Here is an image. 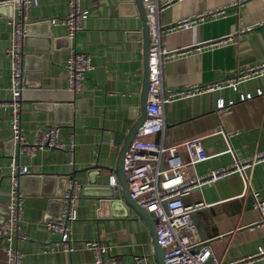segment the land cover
Masks as SVG:
<instances>
[{
	"label": "crops",
	"instance_id": "1",
	"mask_svg": "<svg viewBox=\"0 0 264 264\" xmlns=\"http://www.w3.org/2000/svg\"><path fill=\"white\" fill-rule=\"evenodd\" d=\"M159 1H170L159 16L164 47L185 51L163 63L167 89L218 82L239 68L264 64V0ZM69 3L38 0L29 7L27 24L33 26L24 45L27 71L21 113L22 130L30 141L38 128L70 121L58 124L65 150L45 148L32 157H18L10 112L0 108V225L9 217L10 165L16 162L29 168L28 175H67L66 191L74 182L82 185L75 201L77 219L71 224L73 250L67 252L56 245L61 235L46 227L66 209L63 195L59 203H51L54 197L48 195L59 184L44 185L36 179L21 184L20 180V189L27 193L21 190L22 238L14 246L22 253L23 264H96L94 252L85 245L89 240L109 247L106 264H134L140 255L148 257V264H158L152 230L125 205L118 181L112 186L119 192L115 202L93 195L96 192H83L85 186H111L117 180L114 169L122 146L142 114L149 46L145 5L142 0H83L89 13L71 39L64 24L52 21L68 16ZM14 16L12 3L0 4V101L10 98ZM183 19L195 22L176 28ZM228 38L233 40L218 43ZM73 51L87 54L92 65L80 91L72 90L69 83L67 67ZM37 103H70L73 108L55 112ZM164 117L165 130L152 137L154 142L174 145L204 137L209 158L196 166L198 174L230 166L236 158H253L264 151V75L236 87L175 100L165 106ZM93 166L102 169L101 175L91 176L97 185L88 184L86 168ZM246 175L235 173L207 184L203 194L208 206L193 214L200 238L210 241L221 260L253 256L264 249V226L257 225L262 214L256 207V199L264 201V161ZM101 200L108 203L102 206ZM0 264H9L1 239Z\"/></svg>",
	"mask_w": 264,
	"mask_h": 264
},
{
	"label": "built area",
	"instance_id": "2",
	"mask_svg": "<svg viewBox=\"0 0 264 264\" xmlns=\"http://www.w3.org/2000/svg\"><path fill=\"white\" fill-rule=\"evenodd\" d=\"M83 0H70L69 14L65 18L52 20L62 23L68 29L71 39L82 29V22L88 16V9L82 5ZM146 8L149 32L148 71L149 87L146 104V118L139 126L135 140L132 141L124 161V175L131 197L148 213L155 222L157 241L163 250L165 264H253L264 260V249L253 256H245L233 260H221L216 256L209 240H202L195 227L193 214L206 208L203 189L207 184L239 173L244 178L253 165L264 161V151L253 158H236L227 167L201 175L196 166L206 161L209 155L204 147V137L188 139L174 145L159 144L152 137L165 130L164 108L169 103L191 98L195 95L211 93L217 90L236 87L238 84L264 75V64L247 68H239L233 75L218 82L202 85H189L181 90H170L164 85L163 63L167 59L178 57L185 51L167 50L162 42L164 30L159 22V16L170 1L142 0ZM12 3L17 16L13 17L15 24V39L10 56V98L0 101V108L9 110L12 121V141L18 157H32L45 148L65 150L59 125L38 128L32 141L24 135L21 126V113L24 107V80L26 74L24 45L27 37L25 25L28 22L30 5H36L38 0H0V4ZM200 15L197 18H202ZM16 18V19H15ZM194 19H183L175 27H188ZM249 29V28H243ZM244 31V30H242ZM232 38L222 39L218 43L232 41ZM70 88L80 91L83 88L87 73L91 70L90 57L78 51H73L68 60ZM186 156L183 155V151ZM11 168V202L8 205L10 215L5 224L0 225V239L6 245L9 264H23L22 253L14 246L15 240L22 238L20 223L22 217L21 205L23 193L20 180L24 175L31 174L27 166L12 162ZM112 186H117L114 178ZM82 185L74 182L63 194L66 209L62 219L46 222V227L61 235V241L56 245L69 252L72 251L74 238L71 224L77 219L75 201L81 195ZM259 198V193H254ZM256 207L262 217L258 226H264V201L256 199ZM88 249L95 254L96 264H106L105 254L109 247L96 240L85 242ZM134 264H148L145 255L136 256Z\"/></svg>",
	"mask_w": 264,
	"mask_h": 264
},
{
	"label": "water",
	"instance_id": "3",
	"mask_svg": "<svg viewBox=\"0 0 264 264\" xmlns=\"http://www.w3.org/2000/svg\"><path fill=\"white\" fill-rule=\"evenodd\" d=\"M141 10V9H140ZM142 14V11H141ZM147 20V19H146ZM33 26V24H26L25 25V30L27 32V37L25 39V43L27 42L29 35L31 34V27ZM146 36H147V42L149 41V32H148V25L146 23ZM149 43V42H148ZM148 48H147V56H146V78H145V85H144V91H143V96H142V105H141V110H142V114L140 115V117L137 119L135 125L132 127V129L130 130L128 136H126L125 139V143L122 146L121 152L119 154L117 163L115 165V174L117 177V181L118 183L121 185L122 187V198L123 201L125 202V205H127L128 208L132 209L133 211H135L140 217L141 219H143L151 228L152 233L154 235V246H155V257L158 261V264H165L164 262V258H163V250L161 249V247L158 244L157 241V235H156V227H155V222L152 219L151 215L148 214L130 195L126 180H125V175H124V161H125V156L126 153L128 151V149L131 146V143L135 137V134L139 128V126L145 121L146 118V104H147V99H148V87H149V71H148ZM26 66V65H25ZM27 71V68H26ZM26 82V77H25V81ZM37 107L39 108H43L46 110H51V111H55V112H59V110L61 108H73V104H59V103H37L35 104ZM60 123H64V124H68L70 123V121L68 122H56V124H60ZM109 170H111V168H108ZM102 169L99 166H93V167H89L86 168V172L88 173V184L89 185H97L96 180L91 176H93L94 174L96 175H101L102 174ZM33 180L36 179L38 180V182H41L42 184L46 185L48 183L54 185V183H58L60 188H58L57 190L52 189L51 192L48 193V195H50L52 198L50 201L52 202H57L59 203L60 200H58V197H61L63 195V193L66 191L67 186H68V182H69V177L67 175H61V176H51V175H39V174H35V175H24L21 177V184L23 180ZM51 188V186H50ZM117 187H112L111 186H85L83 188V192L84 194H93V192H96L95 196L98 197H105L108 199H113L110 200L111 202H115L116 197H119V192L116 191ZM21 190H23L22 186H21ZM23 192L27 193L25 190H23ZM107 204V200H101V205L103 206L104 204ZM9 216V209L7 208V217ZM49 216H46L44 219H46ZM55 221L57 220H61L62 219V214L59 217L53 218Z\"/></svg>",
	"mask_w": 264,
	"mask_h": 264
}]
</instances>
